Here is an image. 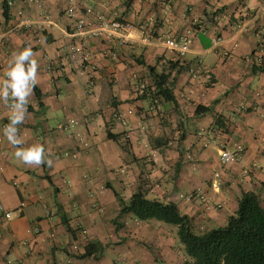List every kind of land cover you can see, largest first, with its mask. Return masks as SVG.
Masks as SVG:
<instances>
[{"label": "crops", "instance_id": "1", "mask_svg": "<svg viewBox=\"0 0 264 264\" xmlns=\"http://www.w3.org/2000/svg\"><path fill=\"white\" fill-rule=\"evenodd\" d=\"M7 2L5 18L0 0V75L13 51L32 45L40 80L20 135L45 144L53 163L29 166L14 157L2 134L9 109L0 103V204L11 211L9 218L0 211V264H181L176 225L119 214L118 196L127 200L136 190L175 202L196 232L224 225L243 191L264 206V14H253L246 0ZM70 5L74 16L65 11ZM94 14L130 23L133 40L79 34L76 21L90 26ZM166 37L190 38V50L180 57L160 43ZM73 46L89 54L82 74ZM175 62V102L135 96L151 78L146 65ZM198 104L211 110L195 113ZM68 119L77 124L58 128ZM236 143L242 157L222 164L218 151ZM196 188L205 200L184 197ZM33 226L37 234L27 232ZM88 241L103 244L102 252L78 257Z\"/></svg>", "mask_w": 264, "mask_h": 264}, {"label": "trees", "instance_id": "2", "mask_svg": "<svg viewBox=\"0 0 264 264\" xmlns=\"http://www.w3.org/2000/svg\"><path fill=\"white\" fill-rule=\"evenodd\" d=\"M1 6L3 16L7 18V0H2ZM25 45L27 43L24 42ZM136 61L144 63L141 58H137ZM146 67L151 78L140 82L145 83L143 92L139 94L136 90L135 96L175 102L171 85L180 72L177 62L168 69L157 70L151 65ZM34 92L37 96L36 87ZM110 103L112 106L116 104L112 100ZM210 107L198 104L195 107V113L209 111ZM219 120L220 116H215L214 123H219ZM107 136L116 138V134L110 132H107ZM118 198L119 214L131 213L139 220L154 218L177 226V236L184 254L181 264H264V206L253 191L242 192L236 210L228 216L224 225L201 232L192 229L190 217L182 213L175 202L148 198L141 190L133 192L127 200L119 196ZM103 247L104 245L98 241H88L82 246V251L77 256L83 258L101 253Z\"/></svg>", "mask_w": 264, "mask_h": 264}, {"label": "built area", "instance_id": "3", "mask_svg": "<svg viewBox=\"0 0 264 264\" xmlns=\"http://www.w3.org/2000/svg\"><path fill=\"white\" fill-rule=\"evenodd\" d=\"M27 2H37L38 0H26ZM246 7L253 12V14H264V0H246ZM66 13L68 16H74L75 14V7L73 5H70L66 8ZM95 23L88 26L87 22H85L83 19H78L75 23L76 31L79 34H93L95 36H98L102 39H105L107 41H114L117 42V44H124L126 42L132 41L133 36L131 35L132 25L123 19L116 18V17H107L102 14H94ZM22 25H29L30 22L28 19H22L21 21ZM259 34H263V31H258ZM5 34L0 33V48L3 45L5 41ZM142 42L148 43L150 40L149 36L144 35L142 38H140ZM160 43L167 49L175 51L180 57H183L189 50H190V38H180L176 39L173 37H166L160 39ZM110 54L112 56H115L116 53L113 50H110ZM70 57L72 61H76L78 59V69L79 73H83L85 67L87 66L85 62H87L89 58V54L84 52L82 50L81 46L78 47H71L70 48ZM54 68V64L51 62L47 64V69L52 70ZM93 69L94 66H91ZM145 86V83L142 82L139 84L137 92L140 94L143 92V88ZM259 94L264 95V89L259 92ZM77 124L76 120L68 119L65 122H62L58 124V128L62 130H68L71 127H74ZM124 138L121 139L123 141ZM244 152V147L240 143H236L235 146L232 149H220L218 151V156L220 159V162L222 164H227L230 162H237L240 160ZM214 175L217 177L219 174L218 172H215ZM182 196V194H180ZM194 196H196L199 200H205V195L203 192L196 188L192 192H189L184 196L185 198L191 199ZM24 205V201H21L19 203L18 208H21ZM207 207H210V205H207ZM43 210L45 216L51 218L55 212L54 210L49 206L48 203L43 202ZM0 211L2 212V216L4 218H9L11 216V211L6 210L3 208V206L0 204ZM39 228L37 226H33L32 228L27 229V232L35 233L37 234L39 232ZM84 231V230H83ZM85 235V233H83ZM78 244H73L74 248H77Z\"/></svg>", "mask_w": 264, "mask_h": 264}, {"label": "clouds", "instance_id": "4", "mask_svg": "<svg viewBox=\"0 0 264 264\" xmlns=\"http://www.w3.org/2000/svg\"><path fill=\"white\" fill-rule=\"evenodd\" d=\"M38 68V60L31 44L12 52L6 69L0 75V103L9 109L2 134L14 147L13 155L17 160L29 166L50 167L53 161L45 144H26L19 127L27 119L30 98L40 80Z\"/></svg>", "mask_w": 264, "mask_h": 264}, {"label": "rangeland", "instance_id": "5", "mask_svg": "<svg viewBox=\"0 0 264 264\" xmlns=\"http://www.w3.org/2000/svg\"><path fill=\"white\" fill-rule=\"evenodd\" d=\"M152 220L154 221V222H160L161 224H166V226H168V227H175V225L174 224H172V223H167V222H164V221H160V220H157V219H154V218H152Z\"/></svg>", "mask_w": 264, "mask_h": 264}]
</instances>
